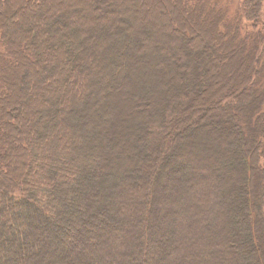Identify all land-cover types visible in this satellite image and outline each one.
<instances>
[{
  "label": "trees",
  "instance_id": "16d2710c",
  "mask_svg": "<svg viewBox=\"0 0 264 264\" xmlns=\"http://www.w3.org/2000/svg\"><path fill=\"white\" fill-rule=\"evenodd\" d=\"M130 1L0 0V264H264V0Z\"/></svg>",
  "mask_w": 264,
  "mask_h": 264
},
{
  "label": "rangeland",
  "instance_id": "374dc122",
  "mask_svg": "<svg viewBox=\"0 0 264 264\" xmlns=\"http://www.w3.org/2000/svg\"><path fill=\"white\" fill-rule=\"evenodd\" d=\"M50 1V0H49ZM97 2H96V4L97 5H101V9L103 8V12H105L104 10L105 9H109L110 11H112V13H110V14H113L112 15V18L113 17H122V18H124V19H126L128 16H122L121 14H120V16L119 15H117L121 10L119 9V8H121L120 6H122V9H124L123 11H124V14H126L127 12H128V10L126 9V5L125 4H127V1L128 0H105V2H103L104 0H96ZM137 1H139V6L137 7L139 10H140V12H139V14L137 15V16H134V18H133V20H134V23H135V25H133V27H135V26H137L138 24L140 25H142V23H143V25H142V27L143 26H146V25H149L150 23H154L155 24V21L154 20H157L158 18H159V16H157V15H155L154 16V14H156V10L154 11H152L153 13L151 14V12H148L147 11V9H146V7H144V5L142 6L141 4L142 3H146L148 6L149 5H153V6H151V7H155V5H154V1L153 0H143L142 2H141V0H137ZM100 2H102V4L100 3ZM113 2H116L117 4H116V6H113L112 4H113ZM173 2V1H172ZM104 3V4H103ZM121 4V5H119V4ZM128 3H130L131 4V1L129 0V2ZM160 12H161V10L164 12H168V10L170 9V6H172V5H170V0H160ZM173 4V3H172ZM99 5V6H100ZM174 5V4H173ZM96 7V10H97V15H99V14H101L100 12H102V10H98L100 7ZM131 6L133 7V5L131 4ZM143 8L144 9H146L145 11L143 10ZM34 11H36L37 12V10H34ZM122 11V12H123ZM158 11V12H159ZM118 12V13H117ZM158 12H157V14H158ZM37 13H40L39 11L37 12ZM128 14V13H127ZM41 15V14H40ZM170 15V14H169ZM185 16H187V14L185 15ZM116 17V18H117ZM101 18H102V16H101ZM107 18V17H106ZM160 19V20H159ZM158 20L160 21V22H164L165 21V17H160ZM17 20V19H16ZM20 20V19H19ZM18 21V20H17ZM20 21H22V20H20ZM44 21V18H43V15H41L40 17H38V19L37 20H33V19H27L25 22L23 21L22 23L21 22H19V24H20V30L22 31V32H24V31H26L27 29H28V27H29V25H34L35 23L37 24V23H40L41 24V22H43ZM154 21V22H153ZM261 21H262V23L264 24V1H263V9H262V18H261ZM150 22V23H149ZM189 23L187 24V26H185V27H188V28H190L191 29V33L194 35V34H197V27L199 26L198 24L200 23V24H203V22H199V20H194V18H192V19H190L189 21H188ZM197 22V23H196ZM199 22V23H198ZM146 24V25H145ZM157 24H158V22H157ZM10 26H12V22L10 23ZM104 28V27H103ZM201 29H202V27H201ZM9 30V28H7V31ZM167 33H169V28H167ZM107 41V40H106ZM92 42V41H91ZM171 42V40L168 42L169 43V45L171 44L170 43ZM122 43H124V41H122ZM51 44V43H50ZM49 44V45H50ZM52 47H53V42H52ZM55 46V45H54ZM132 45H131V42H128L127 43V45H126V47L127 48H130ZM56 47H58V46H56ZM170 49V48H169ZM170 50H172V49H170ZM173 52V51H172ZM166 53H167V51H166ZM170 53H171V51H170ZM174 53V52H173ZM172 53V54H173ZM175 55V58H177V57H179L178 56V54H173V56ZM21 75V73L19 74V76Z\"/></svg>",
  "mask_w": 264,
  "mask_h": 264
}]
</instances>
